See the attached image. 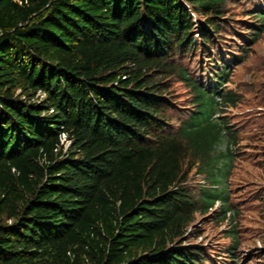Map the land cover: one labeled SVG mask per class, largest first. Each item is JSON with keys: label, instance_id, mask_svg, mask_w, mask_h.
Returning <instances> with one entry per match:
<instances>
[{"label": "trees", "instance_id": "obj_1", "mask_svg": "<svg viewBox=\"0 0 264 264\" xmlns=\"http://www.w3.org/2000/svg\"><path fill=\"white\" fill-rule=\"evenodd\" d=\"M243 1L0 0V264H206L194 212L228 221L223 264H246L225 186L236 128L219 112L241 54L218 46ZM250 3L243 51L264 30ZM197 51L208 80L180 62ZM172 75L191 91L182 118Z\"/></svg>", "mask_w": 264, "mask_h": 264}, {"label": "rangeland", "instance_id": "obj_2", "mask_svg": "<svg viewBox=\"0 0 264 264\" xmlns=\"http://www.w3.org/2000/svg\"><path fill=\"white\" fill-rule=\"evenodd\" d=\"M250 2L254 0L226 5L227 16L232 18L228 21L232 25L228 27L226 24L227 30L219 36L223 41H218V46L224 57L230 56L229 53L232 52H240L241 58L228 59V80L222 88L234 91L236 97L232 105L223 104L219 112L224 115L226 122L236 128L237 141L233 148L235 156L225 180V186L229 189V201L234 210H237L234 221L239 240L234 251L240 255L243 263L264 264V253L259 249L264 244V30L246 44L248 48L244 51L241 49L243 40L233 33V28L240 29V18H251L249 9H246ZM194 53L183 54L180 62L193 78L203 81L210 79L211 75L207 70L211 66L209 63L213 61L206 59L208 57L204 53ZM170 79L168 91L176 106L174 114L182 118L190 110L188 101L191 91L185 80H181L178 75H172ZM62 141L66 146L69 144L66 137ZM223 144L224 140L220 141L216 149L222 148ZM189 173L187 182L194 187L204 180L203 173L196 172L194 168ZM193 215L188 227L193 229V226H197L198 234L190 233V241L205 246L211 258L206 264H223L226 255L221 253L224 252L222 249L231 241L225 234L228 221H216L209 212H194Z\"/></svg>", "mask_w": 264, "mask_h": 264}, {"label": "built area", "instance_id": "obj_3", "mask_svg": "<svg viewBox=\"0 0 264 264\" xmlns=\"http://www.w3.org/2000/svg\"><path fill=\"white\" fill-rule=\"evenodd\" d=\"M65 136V133H62V136H61V140L64 139Z\"/></svg>", "mask_w": 264, "mask_h": 264}]
</instances>
